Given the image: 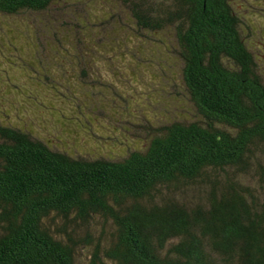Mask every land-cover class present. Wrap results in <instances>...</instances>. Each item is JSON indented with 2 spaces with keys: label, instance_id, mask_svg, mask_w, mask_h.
Returning <instances> with one entry per match:
<instances>
[{
  "label": "trees",
  "instance_id": "trees-1",
  "mask_svg": "<svg viewBox=\"0 0 264 264\" xmlns=\"http://www.w3.org/2000/svg\"><path fill=\"white\" fill-rule=\"evenodd\" d=\"M120 1L134 35L181 63L189 109L149 121L120 156L60 148L0 115V264H264V62L251 24L233 0ZM70 4L0 0V15L56 21ZM41 24L7 60L37 58L31 80L49 90L62 84L54 67L87 77L84 51L70 58L58 38L46 48Z\"/></svg>",
  "mask_w": 264,
  "mask_h": 264
},
{
  "label": "rangeland",
  "instance_id": "rangeland-1",
  "mask_svg": "<svg viewBox=\"0 0 264 264\" xmlns=\"http://www.w3.org/2000/svg\"><path fill=\"white\" fill-rule=\"evenodd\" d=\"M233 1L251 24L254 50L264 62V0ZM69 7L65 14L59 11L62 15L56 21L51 14L0 15V45L5 47L0 52V115L72 152L124 155L128 147L139 144L138 135L149 121L174 120L189 109L181 82V63L170 64L158 52L154 54L159 49L157 37L134 35L133 22L120 0H71ZM44 21L49 22L42 32L47 38L42 40L44 46L49 49V40L58 38L60 49L66 48L68 56L73 53L70 58L82 56L84 51L87 77L70 63L62 70L54 67V77L62 84L50 91L31 80L32 71L26 64L30 61L41 70L37 58L28 55L25 62L19 59L17 64L7 60L14 45L38 43L37 29ZM9 30L14 37L3 38ZM130 48L135 49L133 59ZM25 103L27 109H23ZM53 115L56 117L50 121ZM57 117L62 118L61 125L54 122Z\"/></svg>",
  "mask_w": 264,
  "mask_h": 264
}]
</instances>
